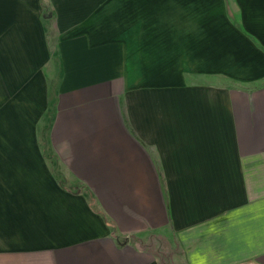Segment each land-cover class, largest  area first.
<instances>
[{
	"label": "crops",
	"instance_id": "1",
	"mask_svg": "<svg viewBox=\"0 0 264 264\" xmlns=\"http://www.w3.org/2000/svg\"><path fill=\"white\" fill-rule=\"evenodd\" d=\"M0 264H264V0H0Z\"/></svg>",
	"mask_w": 264,
	"mask_h": 264
},
{
	"label": "trees",
	"instance_id": "2",
	"mask_svg": "<svg viewBox=\"0 0 264 264\" xmlns=\"http://www.w3.org/2000/svg\"><path fill=\"white\" fill-rule=\"evenodd\" d=\"M51 89H53V87H51ZM52 91V90H51Z\"/></svg>",
	"mask_w": 264,
	"mask_h": 264
}]
</instances>
